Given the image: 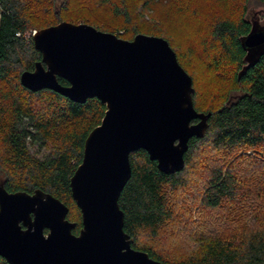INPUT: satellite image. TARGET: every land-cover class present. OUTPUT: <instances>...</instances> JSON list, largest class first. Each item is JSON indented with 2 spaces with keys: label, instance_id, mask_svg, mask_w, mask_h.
I'll use <instances>...</instances> for the list:
<instances>
[{
  "label": "trees",
  "instance_id": "trees-1",
  "mask_svg": "<svg viewBox=\"0 0 264 264\" xmlns=\"http://www.w3.org/2000/svg\"><path fill=\"white\" fill-rule=\"evenodd\" d=\"M61 1L64 7L68 6L69 0ZM100 1L102 5L113 6L114 16L118 17L111 28L62 17L56 11L58 0H0V181L10 192L34 193L41 189L51 193L69 207L68 219L76 223L74 232L81 230L82 214L72 196L71 177L82 163L87 136L101 124L107 107L97 97L78 103L51 89L31 91L22 85L21 74L33 71L42 58L32 37L27 36L32 29L67 21L88 23L124 39H133L143 32L164 37L193 78L196 109L211 112V116L205 134L190 139L181 171H160L157 161L151 160L144 149L131 153L132 175L119 198L125 215L124 230L135 249L146 251L165 264H264V221L255 215L252 221L256 224L226 236L217 234L203 239L198 251L181 260L165 256L150 243L141 241L144 236L157 238L173 220L170 189L183 186L184 174L204 145L209 144L217 154L208 157L212 167L202 194L203 205L213 210L223 207L225 202L236 204L243 190L238 175L224 164L226 155L255 150L259 156L255 160L248 157L264 164V53L254 64L245 61L247 52L242 38L252 28V21L246 18L247 0H240L243 5L236 11L232 10V4L236 5L237 0H217L220 11L216 14L213 9L214 17L207 26L203 25L208 34V38L202 39L208 59L206 67L217 72L227 65L233 70L229 78L231 86L211 93V98L208 94L203 96L212 101L208 106H202L198 99V78L185 66L184 53L166 33L140 29L127 0ZM141 1L144 9L156 3V0ZM165 4L157 24L166 23L171 29L189 32L198 4L193 5L192 13L188 11V0H168ZM42 15L46 16L43 20ZM195 23L202 26L200 21ZM58 79L61 84L69 85L66 79ZM231 87L238 91L233 97ZM34 146L43 148L47 154L42 157L34 154ZM0 264L9 262L0 256Z\"/></svg>",
  "mask_w": 264,
  "mask_h": 264
},
{
  "label": "water",
  "instance_id": "water-1",
  "mask_svg": "<svg viewBox=\"0 0 264 264\" xmlns=\"http://www.w3.org/2000/svg\"><path fill=\"white\" fill-rule=\"evenodd\" d=\"M32 39L42 58L21 74L24 87L78 103L97 97L107 109L71 177L79 234L62 200L41 189L10 192L0 181V256L9 264H165L132 246L119 198L132 175V152L144 149L160 171L174 173L185 167L190 139L205 134L211 112L196 109L192 76L156 35L124 39L64 21ZM242 44L246 63L254 64L264 53V25L253 20Z\"/></svg>",
  "mask_w": 264,
  "mask_h": 264
},
{
  "label": "rangeland",
  "instance_id": "rangeland-1",
  "mask_svg": "<svg viewBox=\"0 0 264 264\" xmlns=\"http://www.w3.org/2000/svg\"><path fill=\"white\" fill-rule=\"evenodd\" d=\"M127 1L128 9L133 14V18L140 29L148 32L166 33L172 42L179 47V51L184 53L185 66L198 78V99L202 106H208L212 103L210 101L211 93H216L220 89L225 90L232 85L229 79L233 72L230 70L231 66L227 67L226 65L225 68H221L217 72L206 67L208 59L202 39L206 38L208 34L205 32L204 26H207L210 18L214 17L213 9L216 14L220 11L216 6L217 0H188L189 13H192L195 3L198 4L196 12L201 9L199 16L194 12L195 18L192 20L202 23V26H195L196 23L193 21L188 26L189 32L171 29L166 23L157 24L156 21L161 19V14L167 5L165 2L168 0H156V3H150L147 9L141 5V0ZM241 1L237 0L236 5L232 4L233 11L239 10L243 5ZM245 7L246 18L264 24V2L262 0H247ZM56 11L62 17L71 20H86L89 23L98 24L102 28H111L118 21V17L114 16L113 6L102 5L100 0H69L67 7H64L62 1L58 0ZM41 17L42 20L46 18L45 15ZM36 30L32 29L29 33ZM29 33L27 34L28 37ZM231 89L230 96L233 97L238 91L233 87ZM206 94L210 98L205 99L203 96ZM32 152L40 157L47 154L46 150L39 148V146H34ZM216 155L209 144L203 146L184 174L183 186L170 189L169 197L174 212L173 220L166 225V228L157 238L148 239L144 236L141 239L142 242L150 243L165 256L181 260L198 251L203 239L217 234L226 236L237 230H244L252 223L256 224L252 221L254 215L260 216V221H264V186H260L264 185V164L253 162L248 157L250 155L255 160L259 156L255 150H248L245 153L239 152L231 156L226 155L228 158L224 160V164L231 167L238 175L240 183L242 182L243 190L237 199L238 202L234 205L225 202L223 207L215 210L203 205L202 194L208 181L209 170L212 167L208 157H216ZM262 159L264 160V156Z\"/></svg>",
  "mask_w": 264,
  "mask_h": 264
},
{
  "label": "built area",
  "instance_id": "built-area-1",
  "mask_svg": "<svg viewBox=\"0 0 264 264\" xmlns=\"http://www.w3.org/2000/svg\"><path fill=\"white\" fill-rule=\"evenodd\" d=\"M35 32H36V31H35ZM35 32L29 33V36H30V37L33 36V34H34Z\"/></svg>",
  "mask_w": 264,
  "mask_h": 264
},
{
  "label": "flooded vegetation",
  "instance_id": "flooded-vegetation-1",
  "mask_svg": "<svg viewBox=\"0 0 264 264\" xmlns=\"http://www.w3.org/2000/svg\"><path fill=\"white\" fill-rule=\"evenodd\" d=\"M67 217H68V216H67ZM75 228H76V227H75ZM75 228H74V229H75ZM74 229H73V232H74ZM46 232H47V231H46ZM74 233H75V232H74ZM75 234H79V233H75Z\"/></svg>",
  "mask_w": 264,
  "mask_h": 264
}]
</instances>
